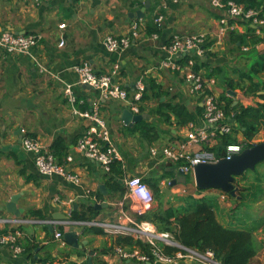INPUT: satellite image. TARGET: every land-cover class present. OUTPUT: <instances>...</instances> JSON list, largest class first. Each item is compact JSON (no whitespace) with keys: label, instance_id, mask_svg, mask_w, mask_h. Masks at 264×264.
<instances>
[{"label":"crops","instance_id":"crops-1","mask_svg":"<svg viewBox=\"0 0 264 264\" xmlns=\"http://www.w3.org/2000/svg\"><path fill=\"white\" fill-rule=\"evenodd\" d=\"M146 2H149L148 6H145ZM155 2L165 3L166 8L162 12L164 20L160 25V35L152 40L146 36L144 26L146 22L154 21L158 8H150ZM209 8L206 0H53L38 7L28 0H0V34L8 31L41 37L30 55L8 54L0 50V218L34 222L15 224L14 227L0 225V232L12 228L20 230V243L28 239L38 245L34 251L36 260L83 264L99 250L110 248L111 236L82 235L84 225H75L79 247L73 248L64 240V245L54 240L53 230H50L45 221L69 218L68 213L72 209L83 212L90 205L93 208L95 205L99 206L98 209L95 208L99 212L94 220L97 222L125 223L129 218H135L128 203L122 208L118 205L124 195L121 196L120 192L106 185L107 173L97 163L75 150L78 140L92 126L79 113L90 110L94 103L98 104L100 116L106 122L111 141L120 156L118 162L122 178H115L118 179L117 183L122 181L119 185L125 188V180L136 176L142 179L152 193L156 187L164 195V208L183 205H172V195L176 189L168 188V181L176 176L177 170L175 165L164 160L161 150L172 143L186 141L188 131L203 127L202 107L199 97L188 94V88L180 76L179 79L172 77L160 68L162 54L158 47L167 43L175 34L206 33L212 52L206 58V64L218 73L213 78L215 84L212 87V92L218 99L227 90L223 77L237 81V73L247 68L245 64L248 63L239 59L236 52H229L228 36L222 45L216 44L218 19L214 16L219 13L213 8V12L211 10L209 13ZM193 13H201V17L194 16ZM133 23L140 26L139 37L132 40L125 51L108 52L103 46L104 38L129 34ZM236 30L240 34L245 33L243 24H237ZM256 33L259 35V30ZM60 41H63L62 46ZM256 52L264 55V42L256 46ZM116 62L120 64V71L114 80L130 96L135 92V85L139 80H142L145 87L152 80L168 90L169 94L158 99L147 94L148 99L143 100L139 106V114H134L122 101L105 99L89 85L76 86L80 76L73 69L74 66L86 63L94 75L101 77L109 75ZM239 62L241 65L237 66ZM205 70L203 67L200 73L207 74ZM262 79L264 80V76ZM67 84L73 85L76 98L74 104L69 103L64 96ZM228 93L229 90L227 95ZM230 95L232 106L236 108H255L264 104V91L246 95L236 89ZM163 102L184 104L193 114L194 121L178 126L170 115V122H163L157 112L158 104ZM224 102L222 101L223 104ZM124 110L141 116V120L125 125L121 119ZM139 122L154 128L148 140L136 130ZM24 134L37 139L44 150L50 153L54 141L61 138L67 147V154L61 161L58 162L56 158L55 161L64 166L66 172L77 175L79 183L73 184L57 175L41 176L34 165V154L24 151L21 146ZM236 137L242 142L240 134ZM263 137L264 122L254 140L259 142ZM217 143L218 139H215L199 147L213 148ZM152 149L156 150V155L151 154ZM68 156H71L72 162H67ZM100 186H104L106 194L100 192ZM13 196H17L15 207L17 211L20 210L19 217L6 209ZM103 204L106 206L102 207ZM156 204L154 199L153 207ZM230 204L232 211L234 203ZM30 211L39 212L43 219L29 217ZM245 220L242 215L231 218L233 224L241 226L245 224ZM68 228H63L64 233ZM75 251L81 254L84 252L85 256L79 257ZM103 259L107 264H142L124 261L114 255V251ZM30 262L32 261L24 252L14 256L10 250L0 245V264ZM179 264L192 263L180 261Z\"/></svg>","mask_w":264,"mask_h":264},{"label":"built area","instance_id":"built-area-1","mask_svg":"<svg viewBox=\"0 0 264 264\" xmlns=\"http://www.w3.org/2000/svg\"><path fill=\"white\" fill-rule=\"evenodd\" d=\"M35 7L47 4L53 0H28ZM72 1V0H69ZM175 1V0H174ZM212 5L216 8L224 7L219 0H212ZM166 5L161 3L158 9H165ZM158 11V10H157ZM164 20L163 13H155L154 23L160 27ZM252 20V25L260 26L264 24V20L258 16V11L248 9L234 2L227 4L225 16L218 20V28L215 34L216 44L222 45L226 34L234 30L236 23L229 24V21ZM62 27V26H61ZM140 26L133 23L130 32L127 35L114 37L106 36L103 40V46L108 52L118 53L127 50L132 40L139 37ZM152 40L157 39V35L150 37ZM41 37L39 35H24L13 32H2L0 34V50L8 54L30 55L35 49ZM208 42L206 33H197L193 35H173L167 43L161 44L160 49L163 59L160 61V68L170 70L172 73L180 75L185 86L188 88L190 96H197L201 101L203 127L188 131L186 141L172 143L161 150L164 160L171 165H175L177 171H181L185 176L193 174L194 167L197 165L215 164L221 159L229 160L233 156L241 153L246 149L247 143L239 142L228 144L225 146L220 156L209 148H200L201 144H209L211 141L218 139L221 135H228L232 132V122L226 116L222 105L218 98L213 94L212 87L215 84L213 78L207 79L200 73H194L191 70L194 62L190 60L186 67L178 64L175 58L182 54L194 53L198 57L205 54L206 44ZM63 41H60V46ZM205 47V48H204ZM244 51L247 48H243ZM41 67V66H40ZM41 69H43L41 67ZM80 76L76 86L89 85L91 88L99 91L105 99L118 100L130 107L134 114H139V106L142 102V96L145 91V85L142 80L137 81L135 92L128 97L127 91L122 88L114 79L120 71V64L114 63L112 71L107 76H96L92 73V69L86 63L74 66L73 68ZM44 71V70H43ZM64 96L69 103H76L73 94V85L67 84L64 88ZM83 119H87L92 126L86 130L83 136L78 140L75 150L90 161L97 163L105 173L110 171V166L114 161L120 160L117 148L113 145L106 122L100 116L98 104L94 103L90 110L79 113ZM257 143L264 144V137L261 140H252L250 145ZM21 146L24 151L34 154V165L37 172L41 176H62L67 181L78 184L80 179L77 175H72L65 171L64 166L57 164L52 153L44 150L37 139L26 134L22 137ZM199 147V148H197ZM152 155H156V150H151ZM67 162H72L71 156L66 158ZM228 196V195H227ZM226 194H219L221 200H226ZM58 202V201H57ZM154 196L148 186L141 178L133 176L125 180V193L118 205L122 208L128 203L129 209L135 215V218H129L127 222H97L90 221L84 223L71 222L66 220L50 219L44 223L53 230V239L64 245L63 234L59 227L67 228L71 225H84L88 227H98L104 233L117 237H131L148 245L149 255L140 252L137 248L129 249L127 247L115 246L114 255L122 260L136 261L138 263L151 264H179L180 261H189L190 263L199 264H221L215 260L214 255L210 251L204 253L196 250L187 249L174 241L169 233H158L152 224L144 220H138L137 217L145 215L152 207ZM70 214L68 213V217ZM22 219H3L0 218L1 226L14 227L15 224H24ZM22 234L20 230L12 228L0 236V245L6 247L14 256H18L23 252V248L19 242ZM170 247L176 249L172 256L165 255L162 247ZM29 264H58L56 262H30Z\"/></svg>","mask_w":264,"mask_h":264},{"label":"trees","instance_id":"trees-1","mask_svg":"<svg viewBox=\"0 0 264 264\" xmlns=\"http://www.w3.org/2000/svg\"><path fill=\"white\" fill-rule=\"evenodd\" d=\"M219 2L226 8L229 2H234L243 6L245 10L252 9L258 11L259 18L264 20V0H219ZM159 5L160 2H155L153 7L150 9L155 10ZM211 7L219 13L215 15L214 18L220 20L225 16L226 8L219 9L214 7L212 5V0ZM158 12L162 13L163 9H158ZM233 23L243 24L245 27V33L240 34L235 28L226 34L225 38L228 36V41L230 43L229 52H236L242 60L244 59V61H248L251 64H249L247 68L241 69L238 72L237 81H233L231 79L227 80L223 77V79L226 80V89L229 90L230 93L239 89L246 95H255L259 91H264V80L262 79L264 76V55L256 52V46L264 42V24L260 26L256 25V28H252V20L229 21V24ZM144 27L146 36L151 37L152 35H157L159 37L160 27L157 26L154 21L146 22ZM257 30H259V32L263 35H258L256 33ZM210 45L211 42H207L206 49L208 50L205 51L203 57H198L196 54L190 52L177 56L175 60L182 67H186L188 62L193 60L194 64L191 67V70L194 73H200V70L205 67L207 74L202 76L207 79L216 78L218 74L217 71L212 69L210 66L208 67L206 64V58L212 54ZM243 47H246L247 50L244 51ZM158 50L159 53H161L159 48ZM162 59L163 55L161 56L160 61ZM174 74L180 76L178 72ZM227 90L222 93L218 100L219 102L225 101L222 108L226 116L229 118V121L234 120L235 122L232 124V132L228 135L219 136L217 145L212 148L218 156L222 154L226 145L239 143L236 137L238 134L242 136V142L247 143L246 148L252 147L249 142L255 139L261 130L262 123L264 122V104L257 105L255 108H236L235 106H232L233 100L230 97V93L227 95ZM147 94H152L153 97H151L153 99H158L163 96H167L169 93L168 90L163 89L154 81L150 80L147 82L145 87L142 101L148 99ZM129 96L130 95L128 94V97ZM262 98L264 99V95ZM158 107L157 112L162 121L165 123L170 122V115L173 116L174 123L178 126H185L194 121L193 114L184 104L178 102H163L159 103ZM136 130L145 140H148L147 138L150 136V133L154 131V128L152 125L139 122L136 126ZM50 150L58 162L61 161L67 154V147L64 145L61 138H57L54 141ZM257 174L258 173L254 175L255 178L253 179V182L256 185H246L241 189V192H239V202L234 210L241 209L246 213L255 209L256 205L259 204L256 202L258 200V196L255 194L259 190H253L254 186H259L258 184H261L260 177ZM106 176V185L112 190L120 192L121 196H123L125 188L117 183L118 179L122 178L120 162L114 161L111 164L110 171ZM115 178L118 179L115 180ZM188 178V175H186V183L188 182ZM246 178L247 176H242V180H246ZM195 189L197 192L198 189ZM153 195L155 201L157 202L156 206L152 207L142 217H137V219L149 222L158 233H169L175 242L187 249L196 250L201 253L210 251L213 253L215 260L221 264H252V261L257 257L261 246L264 245V241L259 242L254 237L253 229L243 230L226 228L222 225L217 220L216 213L209 201L210 199L205 197L194 199L191 197L187 201H184L183 205L164 208L162 202L164 195L161 194L156 187ZM228 198L230 197L228 196ZM253 203H255V205ZM237 213L242 215L244 214L243 212ZM98 215V210L90 205L87 206L83 212L72 209L69 220L77 223L90 222L94 221ZM29 217L39 220L43 219L42 215L37 211H30ZM237 217L238 216L235 218ZM257 219H261L260 223L264 222V216H259ZM45 227L47 228V226ZM82 229V235L106 234L98 227L83 226ZM58 230L64 233L63 227H59ZM6 231L7 230L1 231L0 236L6 233ZM111 239L112 246L110 248L99 250L91 261L86 259L83 264H107L103 257L112 253L115 246L127 247L129 249L137 248L140 252L149 255L148 245L139 240L122 236H111ZM20 244L23 248L24 254H26L30 261L42 263L46 262V260H36L34 258V251L38 247L36 243L27 239ZM159 245L162 247V252L165 255L172 256L176 252V249L163 247L161 244ZM75 252L79 257L85 256L84 252L82 254L79 251Z\"/></svg>","mask_w":264,"mask_h":264},{"label":"water","instance_id":"water-1","mask_svg":"<svg viewBox=\"0 0 264 264\" xmlns=\"http://www.w3.org/2000/svg\"><path fill=\"white\" fill-rule=\"evenodd\" d=\"M148 5L149 2H146L145 6ZM139 16L142 17L140 14ZM121 119L125 125H130L140 121L141 116L134 115L132 112L124 110ZM232 122H234V120H232ZM262 161H264V144L257 143L252 147L242 150L241 153L233 156L229 160L221 159L215 164L197 165L194 167L192 174L195 187L202 191L210 189L218 190L221 193L228 195L230 198L236 199L238 198V188L235 186L236 178L242 177L247 170L253 171L256 165ZM185 183L186 176L181 171H177L176 176L168 181V188H173L177 185H185ZM119 184H122V181H119ZM100 192L103 195L106 194L104 186H100ZM16 198L17 196L11 198L10 203L6 205V209L19 217L20 210L17 211L15 207ZM105 206V204L102 205V207ZM94 208L98 209L99 206L95 205ZM66 218L67 217H61L59 219L66 220ZM63 240L73 248L79 247L75 226H69L67 231L63 234ZM89 261H91V256L89 257Z\"/></svg>","mask_w":264,"mask_h":264},{"label":"rangeland","instance_id":"rangeland-1","mask_svg":"<svg viewBox=\"0 0 264 264\" xmlns=\"http://www.w3.org/2000/svg\"><path fill=\"white\" fill-rule=\"evenodd\" d=\"M206 1L209 2V7H210L208 9L209 13H210L211 10L213 12V9H212V7L210 5V0H206ZM163 4H165V3H163ZM193 15L201 17V13H193ZM206 15H208V13H206ZM259 35L262 36L263 34L260 32ZM243 48H246V47H243ZM238 58L241 59V57H238ZM242 61H244V59ZM249 64H251V63L248 62L247 64H245V66L248 67ZM238 65H241V62H239L237 64V66ZM163 71H165V73L167 75H170L172 77H177L179 79V76H177L176 74L172 73V71H170V70H163ZM225 84H226V82H225ZM256 173H258L257 175L260 177V180H261V184H258L259 186H254L253 187V190H256V189L259 190V191H257L255 193L256 196H258V198H257L258 200L256 202L259 203L255 207L256 210L253 209L252 211H249V212H246V213H245L244 210H241V209H237V210H232L231 211V204L229 205V203L233 202L234 203L233 207L235 208L238 205L239 197L236 198V199L227 198L226 200L222 201L218 197V195L220 194V191H218V190H213V189L204 190V191L198 190L196 192V189H195L196 187H195V184H194V180H193L192 174L188 175V177H189L188 178V182L185 183V185H177V186L174 187L176 189V191L172 195V197H173L172 205L173 204H175V205L181 204L184 201H187L188 199H190L191 197L194 198V199L205 197L207 199H210L209 201L211 202V204L213 206V209H214V211L216 213V216H217L218 220L226 228H235V229H243V230L253 229L254 237L259 242L260 241H264V222L260 223L261 219H257V217H259L262 214L264 216V161H262L261 163L256 165V167H255V169L253 171L247 170V171L244 172L243 176H247L246 180H242V177L236 178L235 186H237V188H238L237 196H239V192H241V189L244 188V186H246V185L248 186V185H252V184L256 185L253 182V179L255 178L254 175ZM189 180H190V182H189ZM253 204L255 205V203H253ZM257 208H258V210H257ZM262 209H263V211H262ZM237 212H239V213L243 212L246 215L238 214ZM240 215L243 216V219H246L245 220V224L242 225V226L233 224L231 222V218H235L236 216H240ZM263 262H264V245L261 246L257 257L252 261V264H264ZM194 264H196V263H194ZM197 264H199V263H197Z\"/></svg>","mask_w":264,"mask_h":264}]
</instances>
